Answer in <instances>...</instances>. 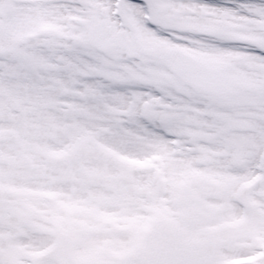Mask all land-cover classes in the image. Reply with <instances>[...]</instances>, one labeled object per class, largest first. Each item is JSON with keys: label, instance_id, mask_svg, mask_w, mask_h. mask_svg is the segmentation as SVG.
Returning a JSON list of instances; mask_svg holds the SVG:
<instances>
[{"label": "snow or ice", "instance_id": "obj_1", "mask_svg": "<svg viewBox=\"0 0 264 264\" xmlns=\"http://www.w3.org/2000/svg\"><path fill=\"white\" fill-rule=\"evenodd\" d=\"M0 264H264V0H0Z\"/></svg>", "mask_w": 264, "mask_h": 264}]
</instances>
